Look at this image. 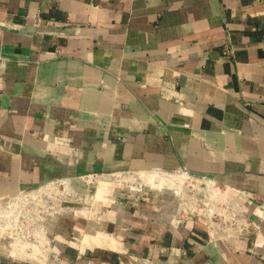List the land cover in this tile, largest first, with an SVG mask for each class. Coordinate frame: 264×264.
<instances>
[{
  "label": "crops",
  "instance_id": "obj_1",
  "mask_svg": "<svg viewBox=\"0 0 264 264\" xmlns=\"http://www.w3.org/2000/svg\"><path fill=\"white\" fill-rule=\"evenodd\" d=\"M57 178L79 210L0 264H264V0H0V215Z\"/></svg>",
  "mask_w": 264,
  "mask_h": 264
},
{
  "label": "rangeland",
  "instance_id": "obj_2",
  "mask_svg": "<svg viewBox=\"0 0 264 264\" xmlns=\"http://www.w3.org/2000/svg\"><path fill=\"white\" fill-rule=\"evenodd\" d=\"M131 175H133V174H131ZM187 177H189V178L184 179L180 185L168 183V184H165L163 188L166 187L167 189L169 188L171 190L172 189L176 190L178 192V194H180L178 196L183 197L185 199H188L191 197L194 198L195 194H198V196L194 199L196 201H198L200 199H203L207 202H212V203L217 202V200L220 201V197H222L221 192L219 195H216V197L219 196L218 199L215 198L214 195L209 196L206 194V192H205L206 186L203 185L204 180L207 179V178H205L206 176L190 173V174H187ZM85 180L88 181V178L86 177ZM151 186H153V185H151ZM167 186H169V187H167ZM217 186H220V185L218 184ZM157 187L158 186H153L152 188L157 189ZM221 189H222V191L225 190L224 187H222ZM227 193H231V192L228 191ZM183 194H185L186 196L184 197ZM210 194H212L211 191H210ZM23 195H28V193L23 192V194L21 193L15 197L0 200V214H1V208L2 207L6 206L10 202H13L14 199H16L18 197L21 198V196H23ZM190 195H191V197H190ZM24 197H26V196H24ZM27 201H28L27 199L22 200V203H27ZM74 203H76V202L67 204L68 207H71V209H68V210H70L68 212H73L74 209L79 210V208H77V206L74 205ZM213 206H214V209L221 210V206H219L218 204H212V207ZM29 210H30L29 204H24V205L21 204L19 206V209L16 207V205H13L12 211H10L9 213H5V215L3 217L0 215V229L3 227V224L6 227L5 233H2L0 231V237H1L0 238V255L2 257L8 256V254L10 253V252H8V249L12 248V245H14L18 241V240L16 241V239H18V238H19V242H17V243L19 244V247L23 246V248L26 249V251H28L30 253H36V254H39L42 252L41 254L48 255L47 254V248L45 247L46 250L45 249L43 250V248L45 246V243H44L45 242L44 241L45 236L43 235L44 237H42V234H37L35 232V230L37 228L41 227V225H44V222L42 221L43 218L37 217L39 219V220H37L35 218V215L26 214V212H29ZM39 229H41V228H39ZM33 236H35L38 239V241H36L39 243V244H36V245H38V248L33 247V245H34V242L32 241ZM10 240L11 241L13 240L14 243L12 244V242ZM32 242H33V245H31ZM49 248H50V246H49ZM49 248H48V250H49ZM49 253H50V257H54L52 259L59 261L58 256L55 255V252L52 251L51 248L49 250ZM47 259H48V257H46V262H47Z\"/></svg>",
  "mask_w": 264,
  "mask_h": 264
},
{
  "label": "built area",
  "instance_id": "obj_3",
  "mask_svg": "<svg viewBox=\"0 0 264 264\" xmlns=\"http://www.w3.org/2000/svg\"><path fill=\"white\" fill-rule=\"evenodd\" d=\"M186 173L190 174V172H186ZM86 177L88 178V180L91 179L93 182L92 186H90V183L87 182L88 189L93 188L95 182H97V180L99 179L97 178L99 177V175L96 173L86 175L84 178ZM47 183H48V186L47 185L44 186L42 191L39 192V194L36 197L30 198L29 202L26 203V204H29L30 206V210L29 212H26V214L35 215V218L37 220H39L37 217H42L43 222H45L46 220L50 218H53L56 214H59L61 212H66L68 209H70V207H68L67 204L77 202L78 199L80 198L79 190H77L74 187V185L71 184V180H69L68 178L66 179L57 178L54 180H50L44 183V185ZM203 185L206 186L205 188L206 194L209 196L212 195L210 194V190L208 189L207 184L205 183V180H204ZM177 195H180V194H177ZM183 196L185 197L186 195L183 194ZM197 196L198 194H195L194 198H192L190 195L191 198H188V199L177 196L179 214H183L187 218H192L193 216L191 214V210L189 207V204H191L196 209H202L203 214L206 217H209L210 219H215L216 217L222 215V210L214 209V206L212 207V204L210 205L209 202H205V200L203 199H200L198 201L194 200ZM233 224L234 222L231 221V225ZM32 241L34 242V245H33V242L31 244L33 246H35V244H39L38 242H36L38 241V239L35 236H33Z\"/></svg>",
  "mask_w": 264,
  "mask_h": 264
},
{
  "label": "bare ground",
  "instance_id": "obj_4",
  "mask_svg": "<svg viewBox=\"0 0 264 264\" xmlns=\"http://www.w3.org/2000/svg\"><path fill=\"white\" fill-rule=\"evenodd\" d=\"M145 177L149 178L150 180H153V181H159L160 177H166L167 175H164L162 173H158V172H148V173H145L144 174ZM169 179V178H168ZM149 180V181H150ZM210 183V182H209ZM8 210L12 211L13 210V206L12 205H9L8 207ZM12 209V210H11ZM6 210V209H5ZM4 210V211H5ZM37 231H38V234H42V229H39L37 228ZM41 236V235H40ZM42 237L43 234H42ZM42 239V238H41ZM18 240V241H17ZM16 241L19 242V238L17 239ZM15 243L14 246H15V249L13 250V254H15L16 252H18L19 250V244L18 243ZM48 242V241H47ZM49 251V250H48Z\"/></svg>",
  "mask_w": 264,
  "mask_h": 264
}]
</instances>
